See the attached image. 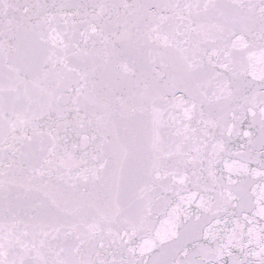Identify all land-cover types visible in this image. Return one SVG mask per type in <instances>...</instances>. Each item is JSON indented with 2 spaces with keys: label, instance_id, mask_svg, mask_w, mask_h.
<instances>
[{
  "label": "snow or ice",
  "instance_id": "obj_1",
  "mask_svg": "<svg viewBox=\"0 0 264 264\" xmlns=\"http://www.w3.org/2000/svg\"><path fill=\"white\" fill-rule=\"evenodd\" d=\"M0 264H264V0H0Z\"/></svg>",
  "mask_w": 264,
  "mask_h": 264
}]
</instances>
